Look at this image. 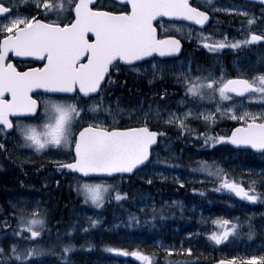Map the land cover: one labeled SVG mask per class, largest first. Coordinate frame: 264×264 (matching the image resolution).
I'll list each match as a JSON object with an SVG mask.
<instances>
[{"label":"snow or ice","instance_id":"snow-or-ice-1","mask_svg":"<svg viewBox=\"0 0 264 264\" xmlns=\"http://www.w3.org/2000/svg\"><path fill=\"white\" fill-rule=\"evenodd\" d=\"M32 2L35 12L22 15L12 11L11 0H0V133L7 134L11 130L24 146L36 152L50 148L61 151L65 160L57 162V166L77 175L76 190L85 203L100 207L105 203L106 194L111 196V185L104 183L102 176L134 174L148 169L153 163L154 146L164 135L152 127L154 115L159 116V106L153 113L151 105L147 109L142 105L124 109L117 101L114 110L111 103L105 102L113 83V70L119 71L121 62L134 66L136 62L147 63L145 58L155 59L154 54L166 57L180 52L181 39L158 30L162 27V19L182 18L202 26L209 21V12L190 0ZM222 11L244 15L249 26L257 20L254 14L236 7H226ZM172 27L176 32L183 31L178 24ZM188 35L190 38L191 30ZM199 36V43L210 50L237 48L264 42V29L259 33L249 31L245 38L231 43H226V33L224 39L213 42H209L203 32ZM10 53L16 57L36 58L37 64L21 70ZM196 71L200 74L193 75L189 66L177 73L176 79L194 100L213 103L214 111L197 115L214 123L219 113L237 122L230 134H207L205 144L230 142L241 151L255 149L264 153V72L252 76H225L223 72L216 75ZM159 95L163 97L167 92ZM244 97L248 101H259L260 110H249L242 99H237ZM191 115V110L183 114L169 111L165 122L177 124L182 131H190L186 118ZM0 151H9L4 137H0ZM198 170L207 173L206 178L219 182L217 190L227 189L249 202H264V179L250 178L245 187L244 183L230 177L217 161H200ZM148 183H151L150 178ZM178 183L183 185L184 181L178 180ZM126 196V192L117 190L114 198L120 200ZM46 214L38 201L31 209L27 202L16 209L17 224L12 235L17 242L9 245L7 253L0 246V264H33L30 258L51 251L32 242L45 230ZM91 223L95 225L97 221ZM213 223L219 224L222 231L206 235L217 245L228 240L229 235L237 234L238 225L227 219L218 218ZM8 227L7 221L0 224V228ZM25 229L29 236L24 234ZM249 229L251 237L254 234L251 224ZM25 239L29 243L20 247L19 240ZM73 247L63 246L62 259H69L66 254ZM107 251L136 257L142 264H155L154 254L139 248L129 251L124 247H108ZM165 251L190 255L192 248L166 247ZM245 261L264 264V252L243 258L234 255L218 259L215 264H244Z\"/></svg>","mask_w":264,"mask_h":264},{"label":"trees","instance_id":"trees-1","mask_svg":"<svg viewBox=\"0 0 264 264\" xmlns=\"http://www.w3.org/2000/svg\"><path fill=\"white\" fill-rule=\"evenodd\" d=\"M246 7L255 8L256 10L260 9L259 7H255L252 5H246ZM261 17L262 15L257 14L258 22H264V19H261ZM224 18L227 24L239 25L238 27L244 31H250V27H252V29L254 27L252 25L249 26L246 23L247 20L246 18L228 17V16ZM250 50L252 52L253 49L251 48ZM257 50L258 51L261 50L264 53V44L261 47H259V49ZM240 52L242 54H245L246 52L245 48H242ZM223 59L224 58L219 57L216 53H214V50L205 48L204 46H202V44H199L197 46V50H195L193 55V63L195 65L199 67H205V69H210L211 71L219 70L220 65L223 62ZM261 67L264 68V56H263V61L261 63ZM132 71L133 70H123L122 68H119V71H115V70L113 71V76H112L113 83L109 86L108 89L109 94L106 95L105 102L111 103L114 110L117 101L119 102V106L124 109L135 108L141 105L145 109H147L149 105H151L153 108V113H155L156 107L159 106L160 108L159 116L157 117L154 115L152 121V127L164 133L163 140L166 144L169 143L173 144L176 150L182 148L179 151V154L185 149V152L194 154V156L196 155L194 160L198 162L217 161L220 164L228 161L233 156H235L242 158L243 164H247L250 167L256 168L257 169L256 171H264V155L257 156L249 152H234L222 142L214 145L205 144V136L209 133L212 135H226V131L230 130L234 126L228 120L224 122L219 121L218 126L209 127V128L206 127L204 128L205 130H203L202 128H198L197 130L193 129L192 134L195 133L196 135L199 136L198 138H192L190 133L187 134L185 137H182L180 130L167 128L164 127L165 124H160L159 120L161 119V117L164 116L163 107L169 104V102L173 103L177 99L183 96V93L180 91L179 82L177 81L176 78H174V80H168L163 77L154 78L151 75L148 76L147 74L142 73L141 71H134V72ZM162 91H166L167 95L161 97L159 94ZM191 127L192 126H189V128ZM201 133L205 135H200ZM192 140L196 142V145L195 146L192 145L194 147L191 148L186 147V142L192 143ZM160 150L161 147H158L154 151V156H153L154 161L159 157ZM16 154L17 152L15 150L14 155ZM176 154L178 155V152H176ZM168 156L169 154H167L166 157L168 158ZM2 160H4L5 164L7 165V167H9L10 170L5 172H0V204L11 203L15 201L14 198H16L15 196L17 194L16 190H18L20 185H24L27 190L32 188V186L30 185V180L33 183L32 184L33 188L34 186H36L35 183L40 182L43 185L51 187L50 189H47V191L50 192L48 197L52 200L53 199L55 200H53L52 202L50 201L49 204L50 207L48 206L49 210H47L46 213L49 216L55 218L54 220L55 223L58 222L57 219L59 217H63V221L66 224L65 229L63 231L65 240L69 239L67 238V236H69V233L71 231H78L79 233L84 235L85 238L88 237V234L86 233L85 230H89L90 226L92 227V224L89 225L86 220H82L78 217H74L75 215H73V213H76L77 207L87 208L83 200V197H80V199H78L79 201H76L75 204H73L72 199H74L75 197L73 187H75V182L77 183L76 180L74 182L72 179H63V180L60 179L58 180L61 181L60 186L56 188L55 184L53 185L54 175L52 173H50L51 175L38 174L40 172L39 170L42 169L43 167L42 161L36 163L35 168L30 170L29 165L31 164L23 162L22 158L19 159L15 158V160H11L9 158V155L7 156L3 155ZM168 161L171 162L172 159L168 158ZM197 166H199V164L193 167L197 168ZM242 167L245 170H247L246 167L244 166ZM238 171L240 172V180L236 178L237 182L244 183L245 185L247 174H245V172L242 169H238ZM226 172L229 173L230 177L234 178V174L232 171L227 169ZM123 179L125 181H129L130 184L123 183L120 186L119 191L122 193L126 192L127 196L122 197L120 200L113 201L109 205H106L103 212H100V216L98 214L99 216L98 221H100L101 226L104 228L103 233L110 234L108 239H110L112 243L113 242L124 243L120 245H125L128 242L136 243V244L141 243L144 246H141L140 249L149 252L147 250L149 248L155 249L154 245L158 241H162L163 245L165 246L172 247L174 244L168 242L171 239H167L165 237V235L168 232L172 231V233L176 236V239L179 241L178 244H175L176 245L175 249L178 250L181 247L192 248V253L190 255L176 251L175 253H173V255L172 254L169 255V260H165L166 251L160 248L158 249L159 255L157 257L159 264H165L167 262L176 264L179 263L181 259H186L185 264H195V258L197 256L196 254L197 252H196V248L194 247L195 244L194 241L196 240L200 222H204L206 219L210 217H224L228 220H233L236 218H240L243 215L250 216L253 210H255L256 213H259L261 211L260 210L261 208H256L255 206H250L246 204L240 205L239 203L236 202L235 198L233 197L229 198V196H227L226 194L227 191L219 192L215 187L216 182L204 184L201 186L200 189L195 188L197 191H195L194 193L195 199L192 202L190 200L191 192L186 186H181L180 188L175 187L173 185L167 186L168 184H163L162 186H160L159 184H157V182L149 183L147 185L143 183L133 184L132 180L134 178H130L128 180L127 178H121L120 180ZM62 181L65 182L64 186H66V189L63 187ZM25 191L23 192V196L25 198L26 197L30 198V195L27 194ZM18 192L21 193L20 191ZM36 192L37 190L35 189V193ZM143 195H151L155 198V206L153 211H146V213L138 212L136 218L130 220L129 219L130 213L128 211L138 210L135 209L133 205ZM19 197L21 198L20 195ZM48 197L45 194L43 198L46 199ZM166 198L168 202H173V203L179 199H182V202L184 203L185 206L184 209L170 208V206L164 203V200ZM21 199H23V197ZM223 201L227 203L233 210H225V213L218 212V209H221L219 207L220 206L219 204H221V207L225 206L223 204ZM191 203L195 205L196 209L199 212H202L203 214L202 217H200L199 215L200 213H199L198 214L199 216L197 218L192 219V217L187 213V210H190L189 206ZM238 207L239 209H237ZM225 208H227V206H225L222 210H224ZM240 208L244 210H240ZM180 210H183V214H180ZM6 211L9 212L10 217L14 216V212H15L14 210H6ZM251 220L252 221L250 224L252 226V231L254 234L251 237H249L248 234L250 229H248L247 230L248 234L246 236H242L245 237V241H248L247 243L257 239L258 236H260V233L264 235V216H259L257 219L251 218ZM51 226L52 225L49 226L46 225L45 230L47 231V228H49L52 234H57L58 233L57 226L56 225L54 227ZM188 233H192V235L189 236ZM1 235L2 232H0V236ZM122 236H126L124 238L125 242L124 241L118 242V238L122 239ZM149 236L151 239L153 238L154 239L150 240ZM151 236H153V238ZM145 240L146 242H151V244L144 243ZM207 244L209 245L210 249L216 252L224 251V248L222 250H218V248L214 247L210 242H208ZM95 245H93L94 249H95ZM234 245L235 243H233V246ZM98 247L99 246H97V248ZM145 248H147V250H145ZM253 248H255V246ZM86 249L87 246L85 247L84 253H81L82 256L77 255L75 257L81 259L82 258L89 259V261H91L92 257L99 256L98 258L99 259L102 258V259H101V263H97V264H109V259H105V256H102L101 254L99 255L98 253H93V250L87 251ZM262 252H264V247L261 246V248H259V254H261ZM249 253L250 251L249 250L247 251L245 247L243 248L237 247L225 252L223 257H221L220 259L230 258L234 255L243 258L245 256H248ZM216 255H217L216 253L209 255L207 259L208 263L198 262L197 264H215V261L218 260ZM83 264H89V263H84L83 261Z\"/></svg>","mask_w":264,"mask_h":264},{"label":"rangeland","instance_id":"rangeland-1","mask_svg":"<svg viewBox=\"0 0 264 264\" xmlns=\"http://www.w3.org/2000/svg\"><path fill=\"white\" fill-rule=\"evenodd\" d=\"M196 1L200 4L201 7H203L204 9H206V10L210 11L212 14H214V16H215L214 18L218 21V23H216L214 25V28L212 30H210L209 32L204 34L205 37H208L209 39H211L212 37H216L218 39L219 38L224 39V34L226 33L227 34V40L226 41H228L226 43H231L234 40L245 38V36L248 34V31H244V30L240 29L238 27L239 25L227 24V22L225 21V18L223 16H220V15H229V14H239L237 12L227 13V12L222 11L223 7L217 6V4H224L223 2H221V0H196ZM11 7L13 8V10H15L14 13L18 12L19 14H22V15H27L30 13H26V11L21 13V12H19L20 8H27L28 10H33V12H35V7L33 6L32 0H16L13 2V4L11 2ZM248 8H250V7H248ZM244 11L251 13L248 10H244ZM252 12H254V11H252ZM260 14H262V13L260 12L259 15ZM239 15H242V14H239ZM181 28L183 29L182 32H176L175 28H174V31L176 32V34L178 36H180L185 41L186 44H188V45L192 44V53L195 52V50L197 48V44L199 43V39H200L199 34H195L194 30L187 29L185 27H181ZM261 29L262 28L258 27V29L254 30V31H257L259 33L261 31ZM190 30H191V37L189 38L188 33ZM187 37H188V40L186 39ZM240 46H242V45H240ZM240 46H238V47H240ZM245 46L248 47L249 44H247ZM229 48H231V47H225V48L216 49V50L219 54H222V53L226 54V51ZM257 49H259V48L252 50L251 57H242V58L235 59L233 56L228 57V55L226 54V59H223V64L221 65L219 72H217V73H214L212 71H209V72H212L213 74H216V75H219L221 72H223V74L225 76H235L238 74L246 75V76H252V75H255L257 72H264V68L261 67V63L263 61L264 53L261 50L258 51ZM189 55L191 56V53L188 54V56ZM249 55H250V52H249ZM187 61H188V59H186V57H185L183 60L175 63L174 65H169V66H164L161 64L151 65V66L147 65V66L141 68L139 71H141L144 74H147L148 76L151 75L154 78L163 77V78H166L168 80H174V78H176L177 73L183 71L185 68H187L189 66L193 70V75L200 74L199 72L196 71L197 69H199L201 72H208V71H206L200 67L194 68L192 62H190V61L187 62ZM179 85H180V83H179ZM182 90H183V87L180 85V91L183 93V96L181 98L177 99L173 103L169 102V104H167L165 107H163L164 116L161 117L159 122H160V124H165L164 127L173 128L174 130H180L182 137H185L187 134L190 133L192 138H198L199 137L198 135L192 134L193 129L197 130L198 128H202L203 130H205L204 128H206V127H208V128L209 127H216V126H218L219 121L224 122L226 120L231 122L233 125H236L237 122L231 120L228 115H220L219 113H217V119L214 123L211 121L206 122L203 119V117L200 115H197V113L207 114L209 111H214L213 103L209 102V101L194 100L192 97L188 96L184 90L183 91ZM243 102H244L245 107H247L249 110H252V111H258V110H260V108L262 106L259 101H248V100H246ZM188 110H191L193 112V115L188 116L186 118V123H187L188 127L192 126L190 128V131H188V130L182 131L177 126V124H175V123L169 124V123L165 122L168 118L169 111H172L176 114H183L184 112H186ZM228 131H226V133ZM19 140H20L19 143H17L16 140L11 141L9 146L11 149L16 150L17 154L13 155V156L8 154L9 158L11 160H15V158H17V159L22 158L23 162L31 164V165H29L30 170L35 168L36 163L42 161L43 167H42V169L39 170L40 171L38 173L39 175H42L43 169L46 166L47 155L43 154V152H48L51 150L52 154H55L56 156L60 157L61 159L64 158V155L62 154L61 151L56 150V149H51V148L46 149L42 152H39L35 155L28 157L26 152H31V151L36 152V151L32 148H28V147L24 146L22 144V140L21 139H19ZM162 142H163V144H161V150H160L159 157L150 165V167L148 169L140 172L137 175V177H138L137 179L132 180L133 184L143 183V184L147 185V184H149L148 179L150 178L151 183L157 182V184H159L160 186H162L163 184H168L167 186L173 185V186L178 187V188H180L181 186H186V187H188L189 191L191 192L190 200L192 202L195 199V195H194L195 191H193V189H195V188L200 189L202 185L208 184V183H213V182H216L215 187L217 189L220 187L218 181H215L212 178H206L207 173L199 171L198 170L199 166H197V168L193 167V166L199 164L198 161L194 160V158H195L194 154H190V153L185 152V149L179 154V151L182 148H180L179 150H176V148L174 147L173 144H171V143L166 144L164 142V140H162ZM189 145H191V146H189ZM192 145L195 146L196 142L193 140H192V143L186 142V147H189V148L194 147ZM176 152H178V155L176 154ZM167 154H169L168 158L172 159L171 162L168 161V158L166 157ZM165 161H166V163H165ZM1 162H2V166L0 167V172H5V171L10 170L9 167H7V165L5 164L4 160H2V158H1ZM59 162H63V161L61 160ZM172 162H174V163H172ZM220 165L224 168L225 171H227V169L232 171L234 174V178H238V180H240V172L238 171V169H242L245 172V174H247V178L245 180V187L248 186L247 181L250 178L251 179H257V180L264 179V171L257 172L256 168L250 167L247 164H243L242 158H240V157L233 156L231 159H229L227 161V163L224 162ZM242 166L246 167L247 170H245ZM61 170L62 169L57 168V171L59 173L61 172ZM50 173L51 172H46V175H51ZM145 173H147V175H145ZM183 174H184V176H182ZM198 174H200V175H198ZM186 175H187V177H186ZM77 179L78 178H76V181H77ZM178 180H183L184 181L183 185L178 183ZM122 181L123 182L121 183V185L123 183L130 184L128 181H125V180H122ZM96 182H101V181H96ZM103 182L111 185V189H110L111 196H107V194H106L105 203L100 207H97L91 203H85L86 206H88V208L77 207L76 213H73V215H75L74 217H78L82 220H96L97 221V223L95 225L87 222L88 224H92V227H90L89 230H85L86 233L88 234V237L85 238L84 235H82L78 231H71L69 233V236H67V238H69L68 240L64 239L63 241H60L59 243H56V242L52 243V246H45V249H51V251L46 252L41 257L30 258L33 260V264H83V261H84V263H89V264L101 263V260H99V258H98L99 256L92 257L91 258L92 262L89 261V259L83 258V260H82L81 258L75 257L77 255H81V253H84L86 246H87V249H86L87 251L93 250V253H98L99 255H100V253H102L101 254L102 256L105 255V259H109V264H118V263H120V264H139L136 257L123 256L122 254L110 253L107 251L108 247H120V244H124V243L122 242V239H120V238H118V242H122V243H120L118 245L111 243L112 241L110 239H108L110 234L109 233H103L104 228L101 226L100 221H98V219H97L98 213L100 211L103 212L106 205H109V204H111V202L116 201V199L114 198L115 192H116V187H114L115 181H113V182L103 181ZM35 185L37 187L36 190L38 191V193H41L43 195H45V194L49 195L50 194V192H44V191H47V189H50L51 188L50 186L43 185L40 182L35 183ZM73 188H75V187H73ZM39 189H41L42 191ZM30 190L32 192L35 191V189H30ZM218 191L219 192H221V191L226 192L227 191L226 192L227 196H229V198H232V197L235 198L236 202L239 203L240 205L246 204V205H250V206H255L256 208H261L260 209L261 211L259 213H256L255 210H253L250 216L249 215H243L240 218L229 220L232 223L238 225L237 234H235L234 237H233V235H229L228 240L222 241L219 245H217V244H215V242L211 241L208 238V236L206 235V233H209L212 231H222L220 225L213 223V220H216L218 218H223V219H226V218H224V217H210V218L206 219L204 222H200L198 232H197V236H196V240L194 241L195 242L194 247L196 248V252H197L196 253L197 256L195 258V264H197L198 262L208 263L207 259H208L209 255L214 254V253H216L217 254L216 257L218 259H220L221 257H223L225 252H227L233 248H237V247L238 248L245 247V249H247V251L248 250L250 251L249 255H253V254L259 255V248H261V246L264 247V240H263L264 235L262 233H260V236L257 235L258 236L257 239L252 240L249 243H247L248 241H245V237H242V236H246L248 234L247 230L249 229V225L252 221L251 218L257 219L259 216H264V202L259 201V200L256 202L246 201L241 197H237L234 193L230 192L227 189H221ZM80 197H83V196L81 194H79L78 199H80ZM16 198H14V200H15V201H13L14 203L13 202L3 203V204L1 203L0 204V210H14V211H16V209H18L22 204L30 201V200H28L27 197L26 198L23 197V199H21L22 197L21 198L19 197V193H17ZM46 199H49V198H46ZM78 199L75 196L74 199H72L73 204H75L76 201H79ZM53 200H55V199H53ZM53 200L51 199V202ZM164 203L166 205L170 206V208H179V209L183 208L184 209V207H185L184 203L182 202V199H179L173 203V202H168L167 198H166L164 200ZM223 204L225 206H227V208L222 210L225 206L221 207V204H219L220 205L219 207L221 209H218V212L225 213V210H233L224 201H223ZM14 205L16 206L15 208L13 207ZM154 206H155V198L151 195H143L133 205V207L135 209H138V210H129L128 211L130 213L129 219H130V217L136 218L138 212L146 213V211H153ZM189 209L191 211L187 210V213L192 217V219L197 218L199 215H200V217L203 216L202 212H199L193 203L190 204ZM237 209H239V207ZM240 210H244V209L240 208ZM7 213L10 216L9 212H7ZM180 214H183V210H180ZM130 220H132V219H130ZM246 220L248 222H245ZM4 222L5 221L3 219H0V224H3ZM16 222H17V220H13L10 224L9 229L8 228H6V229L0 228V232H2V235L0 236V246L4 247L6 253L8 251L9 245L17 242V239L14 238L12 235V232H13V229L15 228ZM7 223H9V221H7ZM169 233H170V235H169ZM169 233H167L165 235V237L167 236L166 238L171 239L170 240L171 244H174L172 246V248L175 249V246H176L175 244H178L179 241L176 239V236L172 233V231H170ZM24 234L26 236L30 235L27 233L26 229L24 230ZM43 235L47 236L48 234H44L42 232L41 237L33 238L32 242L38 243L40 246L48 245L49 243L43 244L40 241L41 238H43ZM194 236H195V234H194ZM25 240H19L20 247H24L27 243H29V241L25 242ZM208 242H210L214 247L218 248V250H222L224 248V251L216 252V251L210 249L209 245L207 244ZM233 243H235L234 246H233ZM69 244L74 245V247L66 254L69 259L64 260V259H62V256L65 254L62 252V248H63V246H66ZM95 244H97V245H95ZM89 245H91V247H89ZM93 245H95V249L93 248ZM140 245L144 246L141 243H140ZM161 245H163V242L158 241L154 245L155 249L149 248L147 250V248H145V250L152 252L154 254L155 264H159V261L157 258L159 255L158 249L161 248V249L165 250L166 247H170V246H165V245L161 246ZM97 246H99V247L97 248ZM254 246L257 248H253ZM124 248H127L129 251H132L133 249H137L138 245L137 244H130V245L125 246ZM251 250H252V253H251ZM175 252L176 251H173L171 253L165 252V260H169V255H171V254L173 255V253H175ZM185 262H186V259H181L179 261V263H176V264H185ZM165 264H173V263L167 262ZM244 264H247V262L245 261Z\"/></svg>","mask_w":264,"mask_h":264},{"label":"flooded vegetation","instance_id":"flooded-vegetation-1","mask_svg":"<svg viewBox=\"0 0 264 264\" xmlns=\"http://www.w3.org/2000/svg\"><path fill=\"white\" fill-rule=\"evenodd\" d=\"M230 2L232 3H236L237 1H232V0H229ZM106 2H110V0H106ZM226 7H233V6H226ZM161 24H162V27H159V31L161 32H167V34H176V32H173L174 31V28L172 27L173 24H176V23H172V22H168V21H165V20H162L161 21ZM181 26H184V25H181ZM184 47H185V43L184 41L181 39ZM189 47H191L189 45ZM188 60H191L192 59V54L191 56L189 55L187 57ZM179 60L178 59H171V60H160L159 58H155L153 60H150L148 61L147 63H144V64H140V65H134V66H126V65H123L121 64V66L119 68H122L123 70H137V69H141L147 65H164V66H169V65H174L175 63H177ZM37 62H34V61H31V62H26V63H23V62H16V65L17 67L21 68V70H23L25 67H34L36 66ZM160 77V76H159ZM0 137H4L6 139V147L9 149V154L10 155H14L15 154V150L14 149H10V143L12 140H16L17 143H19V138L18 136L16 135H13L12 133H0ZM7 152V153H8ZM27 153V156H32V155H35L39 152H34V151H31V152H26ZM51 153V150L48 151V152H43V154L47 155V159H46V166L45 168L43 169V172L42 174H46V172H51L53 175H54V183L53 185L55 184V187L58 188L60 186V183L61 181H58V180H62V179H72L74 182L76 180V176H74V174L70 173L69 170H66V169H62L61 172L59 173L57 171V162L59 161H64L65 160V157L63 159H61L60 157L56 156L55 154H50ZM6 154L5 152H2L0 151V167L2 166V162H1V158L2 156ZM116 180V179H113V181ZM111 181V182H113ZM63 182V181H62ZM33 183L31 182L30 180V185L32 186V188L30 189H37L36 186H34L33 188ZM65 185V182H63V187L66 189V186ZM63 188V189H64ZM30 189H27L25 188L24 185H20L18 190H16V193H19L18 191H20L21 193H19V195L21 197H23V192L25 191L27 194L29 195H32L34 194L32 197H31V200L27 202V205L29 207V209H31V206L32 204H34L35 202H39L40 203V206H41V209L43 210H49L48 206L50 207V201L51 199L48 197L49 195H47V197L49 199H44V195L41 194V193H38V191L35 193V191H31ZM42 191V190H41ZM65 191V190H64ZM44 192H49V191H44ZM74 193H75V196L76 198L78 199L79 197V194L76 190V182H75V188H74ZM17 196V194H16ZM62 208V206H61ZM0 219H3L4 221H9L8 225L10 227V224L13 220H16L15 217H10L8 215V213L6 212V210H0ZM55 218L49 216L48 214H46V225L49 226V225H52L51 227H54L55 225L57 226V230H58V233L57 234H52L50 232V229L47 228V231H45V234H47L48 232V235L47 236H44L43 235V238H41V242L42 243H49L48 245H52V243H59L60 241H63L64 240V229H65V223L63 221V217H59L57 219V223H55ZM17 224V222H16ZM16 224H15V227H16ZM8 227V229H9Z\"/></svg>","mask_w":264,"mask_h":264},{"label":"water","instance_id":"water-1","mask_svg":"<svg viewBox=\"0 0 264 264\" xmlns=\"http://www.w3.org/2000/svg\"><path fill=\"white\" fill-rule=\"evenodd\" d=\"M242 1H245V2H249V3H254V4H257V5H260L262 7H264V0H242ZM190 2H192V0H190ZM158 20H160L161 18H157ZM164 20L166 21H169V22H178V23H187L189 25H192V26H195L196 28H199V29H204L206 28L209 23H210V16H209V21H207L205 23V25H196L194 22H191V21H183L182 18L181 19H178V18H168V17H164L163 18ZM255 46H258L260 45L262 42H252ZM183 53V45L181 43V50L180 52L178 53H175V54H172L171 56H166V57H160L158 54H154L155 57H158L162 60H165V59H172V58H178L181 56V54ZM9 56L11 57L12 56V60L13 62H29V61H34V62H37V59L36 58H31V57H16L14 54L10 53ZM153 58H145V60H151ZM141 63H144V62H136L135 65L137 64H141ZM121 64L124 65V62H121ZM42 91V90H41ZM9 132H11V130H9ZM228 145L235 149V150H238V146H235V145H231L230 142H227ZM158 146V144H157ZM157 146H154V149L157 147ZM240 147H243V146H240ZM250 151L252 152H255V153H258V154H261V152L259 150H255V149H250ZM152 159V157H151ZM71 171V170H70ZM135 174V173H134ZM134 174H124L125 176H133ZM121 174H112L111 176H102L101 179H113L117 176H119ZM142 262V261H141Z\"/></svg>","mask_w":264,"mask_h":264},{"label":"bare ground","instance_id":"bare-ground-1","mask_svg":"<svg viewBox=\"0 0 264 264\" xmlns=\"http://www.w3.org/2000/svg\"><path fill=\"white\" fill-rule=\"evenodd\" d=\"M248 8V7H247ZM250 9V8H249ZM27 10V11H26ZM17 11V10H16ZM26 11V13H34L33 12V10H28L27 8H20V10H19V12H25ZM213 17H215L214 16V14H213ZM259 65V64H258ZM207 66V65H206ZM210 66V65H209ZM201 72V71H200ZM171 78V77H170ZM178 86V85H177ZM172 87H173V85H172ZM173 89V88H172ZM178 90V89H177ZM184 90V89H183ZM182 90V91H183ZM180 93V92H179ZM216 125V124H215ZM163 136L162 137H160L159 139H158V146L157 147H161V144H163V142H162V140H163ZM11 149V148H10ZM198 153V152H197ZM202 153V152H201ZM9 153H6V154H4L5 156H7ZM196 154V153H195ZM201 155V154H200ZM196 156V155H195ZM3 157V156H2ZM199 157V156H198ZM200 158V157H199ZM227 162V161H226ZM230 167V166H229ZM57 168H59L58 166H57ZM60 169H62V168H60ZM69 172L70 173H72L70 170H69ZM73 174V173H72ZM187 174V173H186ZM192 174V173H191ZM74 176H76L77 177V175H74ZM182 176H184V174L182 175ZM186 177H187V175H186ZM184 179V178H183ZM34 194H32V195H30V198L29 197H27L28 198V200H31V197L33 196ZM53 196V195H52ZM17 197V196H16ZM24 197V196H23ZM143 200V199H142ZM169 233V232H168ZM169 235H170V233H169ZM168 235V236H169ZM126 236H122V241H124V238H125ZM145 237V236H144ZM148 237V236H147ZM152 238H153V236H151ZM156 237V236H155ZM167 237V236H166ZM175 237V236H174ZM149 238H150V236H149ZM170 238V237H169ZM154 239V238H153ZM153 239H151L150 238V240H153ZM168 239V238H167ZM173 239V238H172ZM128 240V239H127ZM144 240V239H143ZM147 240H149V239H147ZM157 240H158V238H157ZM181 240V239H180ZM125 242V241H124ZM134 242V241H133ZM168 242H170L171 243V241H168ZM112 243V242H111ZM113 243H116L117 245L118 244H120V243H117V242H113ZM144 243H150L151 244V242H146V240H145V242ZM153 244V243H152ZM255 248H257V247H255ZM100 254H102V253H100ZM105 256V255H104ZM83 259V258H82ZM99 260H101V259H99ZM81 262V261H80Z\"/></svg>","mask_w":264,"mask_h":264}]
</instances>
